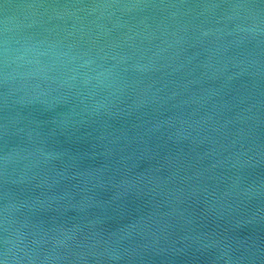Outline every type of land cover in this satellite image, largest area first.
<instances>
[{"label": "clouds", "instance_id": "1", "mask_svg": "<svg viewBox=\"0 0 264 264\" xmlns=\"http://www.w3.org/2000/svg\"><path fill=\"white\" fill-rule=\"evenodd\" d=\"M193 7L200 9L197 16L214 21L204 35L223 42V51L252 40L264 43V0L196 6L142 0L4 5L0 20V186L4 189L0 264H86L89 260L134 264L143 251L158 248L161 237L152 216L129 222L139 211L133 202L152 194V178H129L125 172L117 179L109 175L107 166L82 168L85 155L59 136L124 111L126 73L133 60L124 48H135L132 41L142 35L132 34L125 17L159 9L175 19L190 15ZM125 28L128 35L112 39L114 32ZM132 67L147 71L149 65L137 60ZM70 103L80 109L73 113L81 116L79 121L57 112ZM220 163L241 169L264 164V144L253 141L247 151ZM34 190L40 194L22 195ZM257 195L264 196V182L254 191L237 193V198ZM228 207L221 199L208 212L223 219ZM254 220L264 223V211L251 219L233 217L227 231L235 232ZM184 239L186 248L216 249L218 259L226 264L245 260L256 264L257 259L264 264V248L255 240L248 243L217 232ZM241 250L246 255L233 259L232 253Z\"/></svg>", "mask_w": 264, "mask_h": 264}, {"label": "water", "instance_id": "2", "mask_svg": "<svg viewBox=\"0 0 264 264\" xmlns=\"http://www.w3.org/2000/svg\"><path fill=\"white\" fill-rule=\"evenodd\" d=\"M36 2L41 0H0V20L5 4ZM142 2L196 6L260 0ZM199 11L193 7L190 15L175 19L159 9L125 17L132 34L142 35L132 41L135 48H124L133 55L126 73L124 111L70 128L59 136L61 142L70 141L85 155L82 168L107 166L109 175L117 179L125 172L129 178H152V194L133 202L132 207L139 211L129 222L152 216L161 243L143 251L134 264H226L218 259L216 249L186 248L185 237L202 233L227 234L248 243L255 240L264 248V223L258 220L235 232L227 231L233 217L251 219L264 211V196L237 198V193L254 191L264 182V164L241 169L220 163L234 153L247 151L253 141L264 144V43L252 40L223 51V42L204 35L214 21L197 16ZM128 34L125 28L114 32L112 39ZM137 60L149 65L148 70H135L132 65ZM74 111L80 109L71 103L57 109L61 116L79 121L81 116ZM13 191L20 194L18 189ZM3 193L0 186V207ZM39 194L34 190L22 195ZM221 199L229 205L223 219L208 212ZM241 255L246 253L234 251L232 258ZM256 264H260L259 259Z\"/></svg>", "mask_w": 264, "mask_h": 264}]
</instances>
